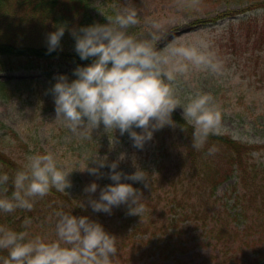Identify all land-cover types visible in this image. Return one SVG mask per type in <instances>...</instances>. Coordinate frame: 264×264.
<instances>
[{"label": "trees", "instance_id": "1", "mask_svg": "<svg viewBox=\"0 0 264 264\" xmlns=\"http://www.w3.org/2000/svg\"><path fill=\"white\" fill-rule=\"evenodd\" d=\"M203 1L169 0L188 9H198ZM247 1L254 2L250 8L259 7L258 0ZM90 5V0H0V72L36 70L40 77L52 82L41 87L38 76L20 77L12 84L10 78L0 81L3 96L10 97L21 87L42 99L49 95L56 73H66L72 79L77 65L91 62V57L81 59L75 51L71 30L94 22L105 23L107 17H114L115 11L109 4L105 15L96 20ZM260 5H264V0ZM232 14H219L209 21L215 23ZM60 24L67 26L61 45L48 52L47 34ZM235 31L239 32V38L254 43L264 35V20H239L228 28L230 34ZM44 107L55 111V103L51 101L41 102L40 110ZM172 117L175 125L156 130L150 140V158L142 168L150 177L147 186L143 181H129L143 192L146 211L141 216L128 214L127 205L123 204L114 207L111 214L96 212L90 205L82 206L89 196L84 188L94 178L86 171L89 176L69 177L71 182L79 181L78 187L70 185L64 192L52 187L46 195L32 198L31 209L0 211V227L25 232V240L36 237L55 240L57 212L62 210L89 215L117 235L114 264H264V159L255 156L264 152V144L213 132L205 145L197 149L192 146L193 125L175 109ZM8 130L19 148L6 151V142L0 141V173L6 172L10 177L0 187V197H10L15 190V174L25 169L29 150L24 138ZM209 148L214 151L209 152ZM44 152L47 151L35 149L29 156ZM95 180L100 187L113 182L110 178ZM230 180L234 181L229 187V199L219 204L216 192ZM92 195L98 197L99 188ZM228 252L238 256L236 262L226 256ZM8 258L9 250L0 248V264H5Z\"/></svg>", "mask_w": 264, "mask_h": 264}, {"label": "clouds", "instance_id": "2", "mask_svg": "<svg viewBox=\"0 0 264 264\" xmlns=\"http://www.w3.org/2000/svg\"><path fill=\"white\" fill-rule=\"evenodd\" d=\"M107 19L108 23L94 22L71 30L75 51L81 59L92 60L74 68L75 78L57 74L51 88L55 120L81 138L93 137V130L103 124L107 133L109 129H114V134L117 130L121 135L127 133L136 147L143 148L156 130L175 125L172 113L179 105L183 107L185 121L194 128L192 146L202 148L217 129L220 112L208 94H196L186 104L182 103L170 82L190 65L213 72L221 70L214 62L210 41L203 36L191 42L174 40L158 49L157 35L137 39L127 31L138 22L135 7H125ZM66 27L60 24L47 34L48 52L60 47ZM123 158V153L111 162L107 155L99 153L86 157L88 164L83 170L97 176L107 175L113 182L100 187L93 180L86 185L84 191L89 196L82 206L90 205L96 212L109 214L122 204L127 205L128 214L141 216L146 211L143 192L129 181H143L147 186L150 177L141 168L130 173L119 169ZM105 166L110 169L107 173L101 171ZM73 170L61 164L51 151L30 155L25 169L15 174L11 196L0 197V211L31 209L32 198L46 195L52 187L66 191L72 183L69 177ZM9 179L8 173H0V187ZM98 188L99 196L92 195ZM57 217L58 238L51 241L42 237L25 240V232L0 227V248L9 250L5 264H114L117 235L99 220L62 210Z\"/></svg>", "mask_w": 264, "mask_h": 264}, {"label": "rangeland", "instance_id": "3", "mask_svg": "<svg viewBox=\"0 0 264 264\" xmlns=\"http://www.w3.org/2000/svg\"><path fill=\"white\" fill-rule=\"evenodd\" d=\"M257 2L259 7L250 8L254 2L247 0H204L198 9H188L169 0H112V3L108 0H90V9L91 15L97 16L98 20L105 15L104 11L109 4L114 8V16L125 7H135L138 22L130 25L127 31L137 39H150L153 34L157 35L159 39L155 43L158 49H163L174 40L191 42L201 36L209 40L214 62L220 65L221 70L213 72L208 68L190 65L184 73H178L176 79L170 82L177 97L186 104L196 94L210 95L214 106L220 112L214 132L229 134L243 142L263 145L264 35L253 43L239 38L238 31L234 34L228 32L229 26L237 25L239 20H264V5H260L261 0ZM228 12L233 14L215 23L209 21ZM108 22L107 19L105 23ZM32 76L41 79V87L52 83L40 77L36 70L0 72V81L13 78L10 83L12 84L20 77ZM48 101L55 103L51 89L49 95L42 99L34 93L24 92L21 87L16 88L10 97H5L0 92V141L6 142L4 150L19 148L8 130L11 129L27 143L29 150L26 157L39 148L51 151L58 160L67 162L69 168L75 169L70 173L71 178L74 174L86 177L84 175L87 170H83L88 164L86 157L96 153L107 155L109 162L119 159L123 153L124 158L119 162V169L125 172L147 166L150 140L143 148H138L127 133L121 135L117 130L114 134V129H109L107 133L103 124L99 129L93 130V137H78L71 129L55 120L56 112L52 111L53 108L44 107L40 110L41 102L45 104ZM175 110L183 116L182 106L178 105ZM255 156L258 160H263L264 152L256 153ZM109 170L108 166L101 169L105 173ZM93 176L99 182L102 178H109L107 175ZM233 181L230 180L218 188L215 196L219 199V204L223 205L229 199V187ZM76 185L78 187L79 181H72L71 188ZM226 191L228 193L224 194ZM226 256L233 262L238 259L234 253L228 252Z\"/></svg>", "mask_w": 264, "mask_h": 264}, {"label": "water", "instance_id": "4", "mask_svg": "<svg viewBox=\"0 0 264 264\" xmlns=\"http://www.w3.org/2000/svg\"><path fill=\"white\" fill-rule=\"evenodd\" d=\"M1 78V77H0Z\"/></svg>", "mask_w": 264, "mask_h": 264}]
</instances>
